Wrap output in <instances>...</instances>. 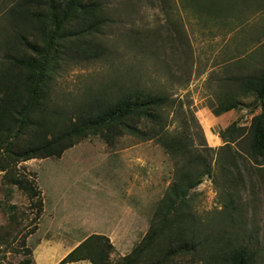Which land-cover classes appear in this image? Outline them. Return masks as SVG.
Here are the masks:
<instances>
[{
  "label": "rangeland",
  "instance_id": "374dc122",
  "mask_svg": "<svg viewBox=\"0 0 264 264\" xmlns=\"http://www.w3.org/2000/svg\"><path fill=\"white\" fill-rule=\"evenodd\" d=\"M14 1L0 0V49L13 27ZM103 1L107 21L101 32L87 33L79 21L61 31L43 109L33 115L37 123L70 126L91 103L107 104L123 88L139 85L169 94L178 106L184 103L196 116L193 133L218 149L225 144L220 131L232 122L248 128L262 111L264 101L243 94L233 78L264 68V0ZM224 99L242 105L215 115ZM174 114H167L171 129L181 123ZM115 133L79 138L60 157L18 163L0 149V264H58L94 233L114 244L112 263L139 243L174 180L176 164L156 140ZM195 138L201 146L202 138ZM211 156L214 173L191 190L190 209L203 223L221 224L228 191L220 157ZM252 163L247 157V166ZM243 178L234 203L243 207L240 217L264 247V172L244 170ZM171 256L166 263L147 256L140 264H196Z\"/></svg>",
  "mask_w": 264,
  "mask_h": 264
},
{
  "label": "trees",
  "instance_id": "16d2710c",
  "mask_svg": "<svg viewBox=\"0 0 264 264\" xmlns=\"http://www.w3.org/2000/svg\"><path fill=\"white\" fill-rule=\"evenodd\" d=\"M11 4L9 14L13 27L0 49L3 54L0 57V149L16 163L60 157L79 138L114 130L118 135L128 133L143 140H156L176 164L174 180L158 205L147 233L130 253L112 263L114 244L107 236L94 233L58 264L80 260H89L92 264H140L147 256L166 263L169 254L172 258L192 259L196 264H264V247L240 217L243 207L234 203V197L241 190L244 170L254 175L264 172V106L251 119L248 128L232 122L220 131L225 144L218 149L208 146L199 133H193L196 116L191 109H184V103L178 106L169 94L139 85L123 88L121 95L107 104L91 103L70 126L37 123L33 115L43 109L41 100L45 98L47 77L62 46L61 31L67 23L79 21L87 33L101 32L107 21L104 1L62 0L59 4L55 0H15ZM233 80L243 94L253 93L264 101V68L253 74L235 76ZM241 105L238 99H224L213 112L220 115ZM170 110L176 111L174 120L181 122L175 129L170 128L167 118ZM195 137L202 138L201 146ZM212 153L220 157L223 187L228 191L229 200L225 202L228 209L220 218L221 224L203 223L190 209L189 193L205 176L214 173L213 163L208 160L209 156L213 160ZM247 157L253 162L250 166L246 164ZM17 182L24 187L18 179ZM163 240L166 245L160 246ZM159 246L164 248L165 255H158Z\"/></svg>",
  "mask_w": 264,
  "mask_h": 264
},
{
  "label": "crops",
  "instance_id": "0c3cea01",
  "mask_svg": "<svg viewBox=\"0 0 264 264\" xmlns=\"http://www.w3.org/2000/svg\"><path fill=\"white\" fill-rule=\"evenodd\" d=\"M74 263H76V262H74Z\"/></svg>",
  "mask_w": 264,
  "mask_h": 264
}]
</instances>
